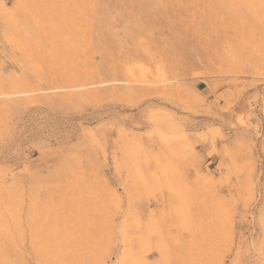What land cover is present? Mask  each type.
<instances>
[{"label":"rangeland","instance_id":"rangeland-1","mask_svg":"<svg viewBox=\"0 0 264 264\" xmlns=\"http://www.w3.org/2000/svg\"><path fill=\"white\" fill-rule=\"evenodd\" d=\"M89 1L0 0V264H264L254 0Z\"/></svg>","mask_w":264,"mask_h":264},{"label":"bare ground","instance_id":"bare-ground-1","mask_svg":"<svg viewBox=\"0 0 264 264\" xmlns=\"http://www.w3.org/2000/svg\"><path fill=\"white\" fill-rule=\"evenodd\" d=\"M89 1V0H88ZM111 1V0H110ZM119 2H120V4L121 3H123V1H125V0H118ZM127 1H137V0H127ZM211 2H213V3H216V4H219V5H221L223 2H224V0H210ZM85 2V1H84ZM90 2V3H89ZM88 3V7H90V9H88L87 8V2H86V9H88L89 11V13H91V17L89 16V19L88 20H91L90 18H94V19H96L97 18V12H95L96 11V9L97 8H99L100 6H102V7H104V6H107V4L105 5V3H104V1H102L101 2V0H90ZM108 2V1H107ZM119 2H116V3H119ZM254 2H255V7H256V10L254 11V15H255V18H256V24H257V31L259 32V34H261L259 37H258V39H257V41H258V44H256L255 45V49L259 52V55L260 56H264V0H254ZM85 4V3H84ZM108 4H110V3H108ZM115 4V3H114ZM215 4V5H216ZM82 5H83V3H82ZM104 5V6H103ZM111 5V4H110ZM113 5V4H112ZM117 5V4H116ZM122 5V4H121ZM120 6V5H119ZM2 7V6H1ZM0 7V8H1ZM82 8V7H81ZM84 8V7H83ZM99 11V10H98ZM110 11V10H109ZM95 12V13H94ZM117 12V11H116ZM89 13H88V15H89ZM118 13V12H117ZM121 13V12H120ZM82 14V13H81ZM84 14H85V12H84ZM98 14H99V12H98ZM105 14H106V16H108V18L109 19H111V17H110V15H109V13H108V11L107 12H105ZM161 15V14H160ZM85 16H87V13H86V15ZM101 16V15H100ZM119 16V15H118ZM103 17H105L104 15H103ZM117 17V16H116ZM85 17H83V19H84ZM87 18V17H86ZM101 18V17H100ZM106 18V17H105ZM113 18H115V16L113 17ZM174 18V17H173ZM181 18V17H180ZM179 18V19H180ZM157 19V18H156ZM158 19H160V17L158 18ZM175 19H176V17H175ZM178 19V18H177ZM183 19V18H182ZM86 20V19H85ZM105 20V19H104ZM160 20H162V19H160ZM163 20H164V18H163ZM92 21H93V19H92ZM106 21V20H105ZM164 21H166V18H165V20ZM179 21H181V20H179ZM183 21V20H182ZM185 21H186V18H185ZM185 21H183V22H185ZM90 22V21H89ZM95 22V21H94ZM93 22V23H94ZM103 22V21H102ZM163 22V21H162ZM95 23H97V22H95ZM98 24V23H97ZM189 32V31H188ZM189 34V33H188ZM191 35H190V38L188 39L189 41H192V39H195V37H194V34L191 32L190 33ZM188 36V35H187ZM183 38V37H182ZM184 41V40H183ZM195 41V40H194ZM179 42V41H178ZM185 43L187 44L188 43V41H185ZM179 44V43H178ZM264 61V57H262V58H260V59H258V63L259 62H263ZM62 247H63V245H50V247L48 246V248H49V252L50 253H52V256H53V253H54V255H57L60 251H61V249H62ZM45 248H46V246H45ZM47 249V248H46ZM22 250H24V249H22ZM20 248H15V247H13V248H5L3 245H0V259H6L7 260V257H9L10 255H14L15 257H17L18 258V256L20 257V258H22L23 257V251H22ZM59 251V252H58ZM49 253V254H50ZM12 257V256H11ZM54 259V258H53ZM11 260V259H10ZM9 260V261H10ZM16 260V259H15ZM64 257H62V258H60L59 260H57V261H53L52 260V262H51V264L53 263V264H65V262H64ZM8 261V260H7ZM8 261V262H9ZM1 263L3 262V260L2 261H0ZM16 262V261H15ZM7 263V262H6ZM5 263V264H6ZM7 264H10V263H7Z\"/></svg>","mask_w":264,"mask_h":264},{"label":"crops","instance_id":"crops-1","mask_svg":"<svg viewBox=\"0 0 264 264\" xmlns=\"http://www.w3.org/2000/svg\"><path fill=\"white\" fill-rule=\"evenodd\" d=\"M215 159H216V156H212L207 159V162L212 164L215 161Z\"/></svg>","mask_w":264,"mask_h":264}]
</instances>
